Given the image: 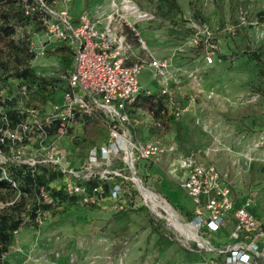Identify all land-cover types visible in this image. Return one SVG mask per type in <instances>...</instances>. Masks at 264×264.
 <instances>
[{"label":"rangeland","instance_id":"rangeland-1","mask_svg":"<svg viewBox=\"0 0 264 264\" xmlns=\"http://www.w3.org/2000/svg\"><path fill=\"white\" fill-rule=\"evenodd\" d=\"M57 1L72 16L93 13L96 6L110 3ZM132 1L154 14L153 20L140 21L136 27L148 52L139 48L128 29L135 56L145 61L138 75L141 93L157 95L164 87L147 64L150 55L155 59L174 55L167 71V88L183 112L160 126L141 111L133 116L131 135L174 142L176 152L135 163L136 173L133 176L130 171L127 176L131 181L133 177L139 179L133 182L136 196L125 210L105 201L94 209L81 205L54 208L41 215V222L11 236L2 264H213L202 234L188 226L187 217L195 205L179 186V153H193L199 161L213 162L228 174L240 200L248 199L256 209H264V17L260 21L258 15L264 11V0H177L181 12L169 9L166 0ZM194 24L207 27L214 35L216 49L211 65L204 62L200 48L190 43ZM31 35L37 49L44 50L31 67L38 77L53 83L51 103L60 106L72 56L61 50L63 45L55 38L38 31ZM179 47L184 51L175 54ZM70 142L75 145L63 137L57 146L66 152L71 165L79 166L87 141ZM8 156L27 161L32 155L27 150L0 153V161H7ZM124 161L123 155L107 161L109 173ZM144 190L152 192L155 203ZM4 206L1 202L0 208ZM170 212L186 227L184 232L175 226ZM186 232L194 237L189 239ZM225 236L222 229L209 238L216 244Z\"/></svg>","mask_w":264,"mask_h":264},{"label":"built area","instance_id":"built-area-1","mask_svg":"<svg viewBox=\"0 0 264 264\" xmlns=\"http://www.w3.org/2000/svg\"><path fill=\"white\" fill-rule=\"evenodd\" d=\"M24 9L25 13L38 11L45 27V37H53L70 47L73 65L66 76L62 105L52 104L44 118L45 123L54 119L59 121L57 138L51 139L49 144H44L46 137L41 139L38 147L29 151L32 156L22 162L30 165L52 164L63 174V188L69 194L81 195L84 202H88L93 198L87 196L83 181L95 176L109 177L106 162L111 158L124 156L125 161L111 170V174L128 180L125 171H132L134 176L135 163L139 160H156L163 154L176 152L174 142L133 137L131 128L135 120L126 111L127 103L141 92L138 75L145 64L134 54L128 29L135 36L139 48L148 52V46L136 27L140 21L153 20L154 15L150 11L141 10L132 0H120L118 3L110 0L108 6H96L93 13L87 11L77 16H72L66 6L58 5L57 0H34L33 3H26ZM193 26L195 32L190 43L200 48L204 62L211 65L216 49L214 35L207 27ZM31 45L38 55L44 53L43 49H37L34 41ZM182 51L184 47H179L174 53ZM150 58L147 64L154 69L156 78H161L164 83L160 92L169 96L167 114L178 118L183 109L175 105L167 88V71L175 56L155 59L150 55ZM93 117H101L108 124V137L94 146H88L79 166L71 165L66 159V152L57 146L58 139L65 137L69 127H76ZM29 131L28 125L22 124L20 128L9 131L8 135L11 142H21L22 136ZM27 147L26 142L19 146L17 152ZM176 166L182 169L179 186L195 205L188 226L202 234L204 244H199H203L211 253L220 254L223 264H259L264 261V223L252 212L250 200L241 204L234 201L228 174L212 164L197 161L193 154L180 155ZM97 167L102 171L99 172ZM138 180L133 177L132 182L138 183ZM120 190V185L114 184L110 198L116 199ZM41 196L46 200L49 198L43 188ZM229 217L234 220V226L226 234L227 241L219 243V240L216 241L217 245L214 244L209 236L226 227ZM37 219L40 220V216Z\"/></svg>","mask_w":264,"mask_h":264},{"label":"trees","instance_id":"trees-1","mask_svg":"<svg viewBox=\"0 0 264 264\" xmlns=\"http://www.w3.org/2000/svg\"><path fill=\"white\" fill-rule=\"evenodd\" d=\"M166 1L169 9L182 11L177 0ZM33 2L34 0H0V150L5 155L16 153L19 146L26 142L28 147L25 150L29 152L31 148L38 147L39 141L44 137V144H49L51 139L57 138L60 124L56 119L45 123L44 118L54 100L55 86L50 80L38 77L31 67V62L37 56L31 45V34L38 31L43 35L45 30L37 10L25 13L26 3ZM258 15L259 20H263L264 11H260ZM62 45L61 50L72 56L73 60V51L65 43ZM16 92L18 97L13 95ZM20 99H24L21 105ZM168 102L167 94L145 95L140 92L127 103L126 111L131 118L143 111L153 122L166 126L175 118L173 114H167ZM22 124H27L30 131L22 136L21 142H11L9 131L15 127L20 128ZM65 134L70 145V141L74 139L82 143L86 140L88 146H94L107 139L108 124L101 117H93L76 127H69ZM120 166L119 163L115 167ZM148 166H152V163H148ZM125 174L128 175L129 171L126 170ZM62 181L63 174L50 163L30 165L10 156L7 161H0V202L14 200L0 208V264L11 236L25 226L41 222L37 218H41L46 212L74 205L94 209L100 207L103 201L114 202L118 210L123 211L132 202V196H136L134 183L117 175L110 174L106 178L95 176L83 181L87 196L93 198V201L88 202H84L81 195L69 194L63 188ZM114 184H119L121 190L116 199L112 200L110 196ZM41 188L48 192L47 200L41 196ZM193 214L191 212L187 218L191 220ZM233 226L234 220L229 217L226 227L232 229ZM226 237L227 235L221 242H226ZM211 259L214 260L213 264H223L220 254L211 253ZM259 264H264V261Z\"/></svg>","mask_w":264,"mask_h":264},{"label":"crops","instance_id":"crops-1","mask_svg":"<svg viewBox=\"0 0 264 264\" xmlns=\"http://www.w3.org/2000/svg\"><path fill=\"white\" fill-rule=\"evenodd\" d=\"M138 122V121H137ZM138 137V139H142V140H145V138L143 137H141V134H140V136H137ZM141 137V138H140ZM189 154H193V153H187V154H185V153H179L178 154V157L180 156V155H189ZM194 155V154H193ZM195 159H196V157H195ZM197 160V159H196ZM197 161H199V160H197ZM199 162H201V163H204V164H212V165H214L215 166V164L212 162H203V161H199ZM217 169H219L217 166H215ZM229 181H230V184H231V188H232V196H233V199H234V201L236 202V203H238V204H241V203H243V201L244 200H240V197H239V195L237 194V191H236V189H235V187H234V185L232 184V181L229 179ZM250 207H251V209H252V212L254 213V215L256 216V218L260 221V222H262V223H264V209H256L255 208V206H253V204H251L250 205ZM258 213H260V216H258L259 214ZM223 230H225L226 231V234L228 233V231L230 230V228H228V227H224L223 228ZM217 264V263H216Z\"/></svg>","mask_w":264,"mask_h":264},{"label":"bare ground","instance_id":"bare-ground-1","mask_svg":"<svg viewBox=\"0 0 264 264\" xmlns=\"http://www.w3.org/2000/svg\"><path fill=\"white\" fill-rule=\"evenodd\" d=\"M143 187V186H142ZM144 195L146 196V197H149L154 203H155V200H154V195L152 194V192H150V191H147V190H144ZM147 202V201H146ZM159 202V201H158ZM160 203V202H159ZM153 204V203H152ZM159 205V204H158ZM169 208V207H168ZM167 213V212H166ZM170 215L173 217V219L174 220H172V221H174V224H175V226L176 227H178V228H180L183 232L185 231V229L184 228H186V227H184L183 228V225L177 220V218H175V216H174V214L172 213V212H170ZM168 216V215H167ZM179 229V230H180ZM192 229V228H191ZM193 232V231H192ZM185 234H187L186 236L187 237H189V238H191V237H194V236H191V235H189L187 232L185 233ZM185 236V235H184Z\"/></svg>","mask_w":264,"mask_h":264},{"label":"water","instance_id":"water-1","mask_svg":"<svg viewBox=\"0 0 264 264\" xmlns=\"http://www.w3.org/2000/svg\"><path fill=\"white\" fill-rule=\"evenodd\" d=\"M139 181V180H138Z\"/></svg>","mask_w":264,"mask_h":264}]
</instances>
